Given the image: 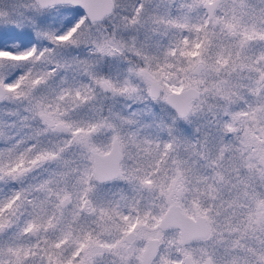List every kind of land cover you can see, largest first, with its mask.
<instances>
[{
	"label": "snow or ice",
	"instance_id": "snow-or-ice-1",
	"mask_svg": "<svg viewBox=\"0 0 264 264\" xmlns=\"http://www.w3.org/2000/svg\"><path fill=\"white\" fill-rule=\"evenodd\" d=\"M0 264H264V0H0Z\"/></svg>",
	"mask_w": 264,
	"mask_h": 264
},
{
	"label": "rangeland",
	"instance_id": "rangeland-1",
	"mask_svg": "<svg viewBox=\"0 0 264 264\" xmlns=\"http://www.w3.org/2000/svg\"><path fill=\"white\" fill-rule=\"evenodd\" d=\"M80 14H83V12L80 10ZM35 38H33V43H35Z\"/></svg>",
	"mask_w": 264,
	"mask_h": 264
},
{
	"label": "water",
	"instance_id": "water-1",
	"mask_svg": "<svg viewBox=\"0 0 264 264\" xmlns=\"http://www.w3.org/2000/svg\"><path fill=\"white\" fill-rule=\"evenodd\" d=\"M81 11L83 12V10L81 9Z\"/></svg>",
	"mask_w": 264,
	"mask_h": 264
}]
</instances>
